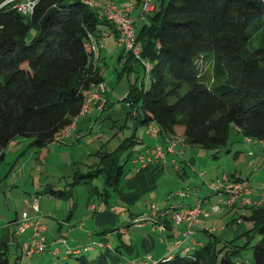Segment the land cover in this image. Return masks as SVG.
I'll list each match as a JSON object with an SVG mask.
<instances>
[{"label":"trees","instance_id":"trees-1","mask_svg":"<svg viewBox=\"0 0 264 264\" xmlns=\"http://www.w3.org/2000/svg\"><path fill=\"white\" fill-rule=\"evenodd\" d=\"M143 2L135 1V7L142 8ZM153 3L155 8L146 14L147 20L134 23L140 58L123 48L129 56L126 62L141 63L147 80L131 83L123 98L127 118L135 120L134 131L122 138L117 148L93 153L87 171L73 170L72 186L102 181V189L96 187V197L107 205L116 202L124 189L127 176L136 167L134 157L138 159L157 144L182 138L186 146L220 150L228 146L233 130L247 139L264 141V0ZM104 28L117 36L112 23L82 0H40L32 16L10 5L0 8V165L6 148L18 138L31 139L33 149L53 143L56 133L79 115L84 92L92 85L105 84L107 102V83L89 47L91 37L100 39ZM212 56L215 80L208 85L197 62ZM132 69L123 67L119 76ZM149 125L159 130L154 138L157 143L139 149L142 140L137 129L148 132ZM178 168L185 167L182 163ZM229 177L245 180L236 174ZM44 192L68 198L66 190L51 187ZM214 204L208 202L206 208ZM250 210L243 220L253 227L239 235L247 239L243 246L234 243L237 237L218 248L223 239L213 231L207 234L208 241L190 254L175 253L170 260L162 258L156 264H264V205ZM243 220L234 218L229 224L239 226ZM123 233H117L113 253L106 246L109 233L97 232L105 242L98 241L101 246L90 250L101 249L97 257L89 258L86 252L74 254L78 264H125L121 257ZM256 236L259 240L251 246L249 262L241 258L242 250ZM9 253L8 244L0 241V264H11Z\"/></svg>","mask_w":264,"mask_h":264},{"label":"crops","instance_id":"crops-1","mask_svg":"<svg viewBox=\"0 0 264 264\" xmlns=\"http://www.w3.org/2000/svg\"><path fill=\"white\" fill-rule=\"evenodd\" d=\"M128 1L129 0H121L117 3V1L111 0V3L114 2L116 4H124ZM130 2H133V0ZM132 17L134 18L135 24L137 25L141 21H146L148 18V16H145V18L142 17L141 6L135 7ZM109 34L110 35L108 38L107 48L102 49L100 51V58L97 62V67H99L100 72L104 75L107 86L109 84V81H107V72L111 64L117 66V73L119 72V70H122L125 66H128L129 69L132 66V72L128 73L129 81H134L133 83H138L139 79H141L142 81L144 79V70L142 64L134 62L127 63L126 61L129 56L128 54H126V52H123V48L121 49L116 45L115 33L109 29ZM137 65H140L142 67V73L141 71H137V76H132L135 71L134 69H137ZM122 76H118V79L120 80ZM144 80L147 81L146 78ZM106 98V107H108L109 98L107 95ZM101 113L102 112L95 111L92 114L82 116L78 121L77 130L74 135L64 142H69L74 138V140H77L81 123L85 122L87 124H91V121L92 119H94V116H99ZM143 130L145 133L144 135L150 137L151 143L144 144L146 139L144 136H142L141 144L137 145L139 149L145 148L147 146H152L157 143V140L152 138L148 134L146 129ZM138 132L139 128L137 129V133ZM18 144L19 142L17 140L11 143L12 146H16ZM260 144L264 146V141H261ZM50 146L51 145L40 149H33L28 145V148L35 150V152L38 153V158L34 159L36 163L46 165L48 164L52 153L57 152L56 150H50ZM184 147H186V145L182 143V138H180V140H176V154L169 153L166 156V160L156 162L146 167L140 166V162L137 161L136 155L133 161L136 167L127 176L126 181L124 183V189L117 194L116 202H109L108 205L104 202L102 203V205H100V203L96 200L98 199L96 197V187L99 186L94 185V182H85L75 186L71 185L73 181V170L70 166L66 174H56V178L60 182L55 184L46 183L47 181L43 182V179L40 177L37 179L34 178V176L31 174V172L33 171L30 168L31 172L26 171V176L28 177V180L25 181V177L23 179L25 185H19L18 183L16 184V186H19L20 190H22L25 194L23 211L21 213L17 212L16 219H9L10 221L5 226H3L2 229H0V240H2L3 242H10L12 239L17 243L18 248H20L22 251L23 240L27 239L30 234L27 232L26 234L19 236L17 234V228L21 220L25 217V215L28 217H36L41 221L42 224L46 226L47 229V251L43 254L35 256L32 259H22L21 257H18L19 260L16 261V264H18V262H23L24 264L28 261H30V263L35 264H58L59 262L57 259L60 256H62L63 259L66 261L69 260L70 255L74 256V254L69 253V250H73V248L76 246L86 245L91 241H100L102 243H105L103 242V240H101V237H96L97 232L105 230L109 233L107 236L112 233H118L119 231L124 232L122 229H120V227L122 228L120 224V218L126 219V224L131 225V228H136L133 226L134 220L141 217L146 212L147 205L150 202H158L156 199L161 200L158 203L162 207H169L171 205L177 204V208L181 209L193 205L197 201V198H205V196L201 195L200 189H194L196 190V193L198 195L196 196L194 193H192V197L189 199L180 197L169 198L170 194L177 192H174L172 190H175L178 184L179 186H181V189H192V187L199 188L198 183H196L197 181L194 184H189L190 180L194 182L191 179L190 173L188 171V166H194V159L190 160L188 164L187 161H185V164L187 166L184 165V169L180 170L178 168V166L180 165L178 164V161H181V158H179L180 155L182 156L187 152L186 150H182ZM257 156L258 157L253 160V164H255L257 160H260V158L264 159V151L260 152ZM33 157L34 155L30 156L28 162H31L33 160ZM83 163L88 165L91 163V160H88ZM46 172L47 171L45 170V168H43L42 175L45 174L46 176H50V174ZM174 172L176 173V176ZM236 175L241 177L240 174ZM30 176H33L31 180ZM67 179L72 181L65 184L66 186H68L66 187L67 189H63L61 187V181H65ZM248 182L250 183V181ZM51 187L58 190L68 191V198L64 199V202H62L58 201L59 198L51 196L50 194H46L44 191L47 188ZM260 192H262L260 189H252V195L250 196L252 204H244L239 201L237 202L235 207L226 210L230 211L231 213L234 212V216L236 214V217L234 218H237V215L249 216L244 215L246 214L245 211L249 210L250 207L257 206L255 205V201L260 200ZM45 198L51 199V202L49 203L47 200H45ZM34 200L38 202L37 210L33 207ZM217 200L218 197L216 196L213 198H209L208 202L209 204H214L217 202ZM115 205L118 206V215L113 210H111V208ZM206 206L207 205L205 204V207ZM46 217L48 219H45ZM162 223L166 227L165 231L159 229L156 224L148 222L142 228H139L137 230H149L139 235H131L128 237V242L124 241L125 244L121 248V257L123 258V260H125V264H132V262L144 259L149 255L152 257L153 260L157 261L164 258L165 256H174L175 253L190 254L193 249L188 252L186 251V249L191 246L193 241L198 242V245L196 247L202 246L205 243V241L201 239L202 237L198 235V231L196 230L197 226L201 228L202 223L206 224L205 221L203 222V220L199 221L194 226V235L190 237H187L184 234L186 230L185 224L178 225L172 222L171 220L167 219L163 220ZM159 230L161 231V233L159 232ZM223 230H226V228H223ZM207 231V233L204 231L205 235L210 234L214 231V229L210 228ZM125 232L123 233V235H127L128 233L130 235V229H127ZM157 232H159L160 234L158 236V241L161 244H159L160 246L158 245V242L154 238V236L150 234ZM63 234H66L68 237L67 244L57 242V240L62 237ZM117 243L118 242L112 245L109 241H107L106 246L110 250H112L113 248H115ZM100 250L101 249L98 248L93 251L99 253Z\"/></svg>","mask_w":264,"mask_h":264},{"label":"rangeland","instance_id":"rangeland-1","mask_svg":"<svg viewBox=\"0 0 264 264\" xmlns=\"http://www.w3.org/2000/svg\"><path fill=\"white\" fill-rule=\"evenodd\" d=\"M95 1L100 2L103 5L111 3V0ZM112 1H117L118 3L121 0ZM130 1L132 0H129L128 2ZM135 1L138 0H133V2ZM34 32L35 31L32 29L31 33L34 34ZM197 63L199 66V70L204 76L206 83L208 85H211L215 80V62L213 56L208 59H199ZM116 68V65L111 64L107 72V81H109V84L107 86V96L109 98L107 109H105L99 116H94V119H92L91 124H87L85 122L81 123L77 140H74V138L69 142L55 144L51 143L50 150H56L57 152L52 153L48 164L42 165L41 163L38 164L34 161V159H37L39 155L35 152V150L28 148L31 139L24 137L18 138V145H9L6 148L5 161L0 165V229H2V227L10 221L9 219H16L17 212L21 213L23 211L25 194L22 190H20L19 186H16V184L18 183L19 185H25L23 179L25 177V181L28 180V177L26 176V171L31 172L30 168L34 172H31L34 178L37 179L40 177L43 179V182L47 181L46 183H59L60 181L57 180L56 174H66L69 169V166L72 168V170L81 169L82 171H87L88 166L83 162L92 160L91 158L93 157V153L98 151H111L115 149V147H118V145L121 143L122 138H124L125 136L130 137L132 135L135 128V120L127 118L126 113L128 108L126 106L127 104L124 103L123 98L126 96L130 84L134 81L130 82L128 79V72L124 71L122 72L123 76L119 80L118 74L119 72H121V70H119V72L117 73ZM134 70L135 71L132 76H137V71H141L142 73V67L140 65H137V69ZM140 83L141 79H139L138 81V84ZM144 134L145 133L143 128L140 127L138 136L145 137L146 141L144 144L151 143L150 137L147 135L145 136ZM249 139L250 141L248 142L246 137H244L241 133H238L237 131L233 130L230 134L228 146L220 150H208L197 146L184 147L182 150H186L187 152H184L185 154H183L182 156L180 155L179 158H181V161L178 162L180 164L183 163V165H186L185 161H187L188 164L190 160L194 159V166H188V171L190 173L191 179L194 181L192 182L190 180L189 184H194L197 181L196 183H198L199 188H192L200 189L201 195L207 197L212 195L211 190L208 186V183L210 181H213L212 179L222 177L224 174L228 176H231L233 174H240L242 178L247 181H250V183H248L252 189H260L263 192L264 159L260 158V160H257L255 164H253V160L258 157L257 155L260 152L264 151V146L260 144L261 141L259 140L251 138ZM33 155V160L31 162H28L29 157ZM214 155H216L217 157H214ZM23 164H25L26 166ZM128 166L129 164L127 165V167ZM43 168H45V170L47 171L46 173H49L50 176H46L45 174L42 175ZM202 171L204 172L203 177L198 175ZM174 174L176 176L175 172ZM33 176H30V180ZM70 181L72 180H62L61 187L63 189H67L66 187L68 186H66L65 184L69 183ZM93 184L99 186V188L102 189L103 184L101 180L94 181ZM179 189H181V186H179L178 184L175 190L173 189L172 191L175 192ZM216 196L218 197V202L220 196ZM216 196H212L210 198ZM45 200H47L49 203L51 202V199L49 198H45ZM96 200L100 203V205H102L103 201L101 199ZM156 200L158 202L161 201L159 199ZM58 201L64 202V199H58ZM117 207L118 206L115 205L111 208V210H113L118 215L119 211ZM245 213L246 214L244 215H250L251 210L249 209L245 211ZM237 216L239 217H237L238 219L243 220V215ZM234 217H236V214L234 216V212L231 213L226 209H223L218 213L212 212L210 216L204 220L206 224L202 223L201 228L197 226L196 230L198 231V235H200L202 237L201 239L206 242L208 241L209 237L205 235L204 230L212 228L214 229L213 234L223 239V241L218 243V248L225 244V240H232L237 237L238 239H236L234 243L238 246H243L246 243L247 239L246 237H240L239 235L251 229L253 227V224L247 220H243V223L239 226L236 224H229V222H231ZM45 219L48 218L46 217ZM126 221V219L120 218V224L122 226V228L120 227V229H122L124 232L127 229H130V235L129 233L127 235H122L123 240L126 242H128L127 240L129 236L136 234L139 235L149 230L147 229L144 231L137 230L139 228H131V225L126 224ZM223 228H226V230H223ZM159 232L161 233L160 230ZM159 232L150 233L157 240L158 245L160 244L158 241V236L160 235ZM116 233H112L107 236V239L112 245L118 242V234ZM100 236L101 235L96 234V237ZM258 240L259 237L256 236L248 245V247L242 250V259H245L249 262L252 261L253 248H251V246H253ZM5 243H7L9 246V259L11 264H16V261L19 260L18 257L22 258L21 249L18 248L17 243L12 239L10 242ZM111 252L116 253V250L113 249L111 250ZM69 253L72 254V250H69ZM86 254L89 258H96L98 255V253L94 251L86 252ZM57 260L60 264H78L76 256L72 255H70L69 260L67 261L64 260L62 256H60ZM18 264H23V262H18ZM24 264L35 263H30V261H28Z\"/></svg>","mask_w":264,"mask_h":264},{"label":"built area","instance_id":"built-area-1","mask_svg":"<svg viewBox=\"0 0 264 264\" xmlns=\"http://www.w3.org/2000/svg\"><path fill=\"white\" fill-rule=\"evenodd\" d=\"M40 0H5L0 4V8L10 5L13 9L19 13L32 16L35 12V8ZM85 4L95 8L99 16L103 19H107L114 29L117 31L116 45L119 48H124L126 51H131L137 58H140V46L136 43V31L134 27L135 20L132 14L135 10L134 2H127L124 4L109 3L103 5L95 0H82ZM155 6L153 0H144L142 7V17L145 18L146 14L152 12ZM109 30L103 29L100 39L91 37L89 47L95 54V63L97 65V59L100 56V51L107 48ZM147 69L150 70L151 66L146 64ZM106 92L105 84L92 85L88 90H85L84 97L85 103L79 113L71 124L62 128L56 133L53 139V143H63L77 130V124L82 116L92 114L95 111L101 112L106 106V100L104 94ZM148 133L157 138L159 130L154 125H149ZM249 142L250 139H247ZM177 152L176 143L174 141H166L164 145L157 144L153 148L147 150L144 154H141L137 161L140 162L141 167H146L149 164H154L159 161L166 160V156L169 153L175 154ZM179 167V166H178ZM201 177L204 176V172L199 173ZM212 195L220 196L219 201L214 205H208V208L204 207V204L208 203V200L204 198H197V201L186 208L178 209V205H171L169 207H162L159 203L150 202L147 205L146 213L134 220V225L137 228H142L146 223L152 222L156 226L165 231L166 227L162 223L163 220H171L172 222L182 225L186 224L185 236L190 237L194 234V226L201 220V217H209L212 212L218 213L223 207H231L236 202L241 201L244 204H252L251 195L252 189L249 186L247 180H233L228 175L224 174L222 177H217L213 181L208 183ZM192 193L196 196V190L193 188L181 189L173 194L169 195V198H191ZM193 194V195H194ZM260 200L255 201V205H261L264 202V191L259 193ZM33 207L38 209V202L34 200ZM30 235L22 243V258L32 259L39 254H43L47 251V229L44 224L36 217H25L21 220L17 234L22 236L26 233ZM67 235L63 234L57 242L67 244ZM198 245V242L193 241L186 251L194 249ZM101 246L98 241H91L86 245H79L73 248L72 254H80L82 252H88L95 247ZM171 255L164 257L165 260H170ZM132 264H156V261L149 255L144 259H140Z\"/></svg>","mask_w":264,"mask_h":264}]
</instances>
